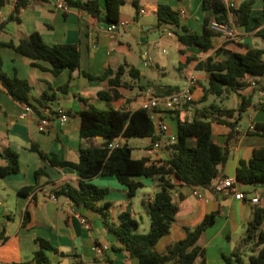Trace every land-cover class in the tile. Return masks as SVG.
Listing matches in <instances>:
<instances>
[{"label":"crops","instance_id":"crops-1","mask_svg":"<svg viewBox=\"0 0 264 264\" xmlns=\"http://www.w3.org/2000/svg\"><path fill=\"white\" fill-rule=\"evenodd\" d=\"M57 1L30 0L28 6L21 10L19 21H10L0 30V72L8 77L26 80L32 88L30 101L34 105H38L37 101L42 100V96L54 94V100L47 102L45 107L51 110L62 108L69 115V121L64 127L55 120L48 131L42 132L38 126V116L21 118L23 104L13 100L0 81V149L10 148L17 152L20 167L17 174L0 178V264H36L38 239H44L53 248V251H45L50 264H76V257L81 258L83 264H139L138 260L122 250L116 238L105 230L98 214L83 207H76L63 193L55 195V191L67 184L78 188L80 179L76 171L53 165L49 158L76 163L81 147L102 142L99 138L91 141L80 138L78 112L88 108V104L100 109L106 108L105 103L98 98V93L107 88L108 81H90L81 71L99 76L107 69L117 70L124 64L134 66L140 71L141 79L133 89L118 88L122 98L112 103L115 108L138 109L140 93L148 86L153 87L158 95H168L170 93L167 92L174 87L177 91H182L180 85L168 83L166 79L171 66H174L182 79L184 77L183 90L188 87L190 79L194 78L196 81L191 87V92L196 91L200 88L198 79L202 77V74L193 75L195 71H199L196 66L199 62L213 57L217 49L224 47L240 53L248 48L264 50V0L255 1L249 23L244 27H237L234 18L230 20L232 16L229 13L227 21L232 22L237 37L227 41L215 36L212 39L213 47L207 52L185 46L178 39L182 27H185L188 33L203 32L205 0H124L120 7L117 29L112 32L107 30L108 25L104 21L85 12L71 8L67 12L57 9ZM222 1L226 8L227 3H232L235 8L244 0ZM159 5H168L178 13L179 28L157 26L156 12ZM101 6L103 15L105 0H101ZM32 33H39L48 45H76L80 52V70L65 69L60 75L54 76L49 71L48 63L38 62L40 67H35L29 59L12 48L1 45L10 40L17 42ZM258 39H261V42ZM168 46L176 52L171 60L163 55ZM152 49H159L162 56L159 59L153 57ZM124 80L129 81V78L124 77ZM135 89L137 92L133 94ZM242 94L252 96V103L256 105V91L252 87ZM231 98L235 101L232 107H228L225 101ZM240 101V95L233 92L218 98V104L229 109L238 108ZM196 109L189 106L175 111H178L180 120H192ZM172 112L174 111H166L161 115L168 126V133L162 135L163 140L158 143L160 147H146L152 154L142 157H148L152 161L168 158H162L160 154L163 151L168 155L166 137L176 136L177 133V127L174 131L170 125V121H175L177 126V119ZM262 121L264 109H249L242 115L236 127L238 135L231 140L228 138L229 127L213 123V139L221 147L228 148L229 159L221 169V177L213 181L209 188L199 189L205 199H197L193 195V189L185 185L173 191V200L178 204L179 212L170 234L159 241V252H165L167 248L183 239L184 227L192 229L206 215L219 212L215 224L201 235L197 243L205 249L206 264H227L224 256L231 255L235 250H239L246 261L254 254V243L242 244V240L248 224L254 218V208L264 207V188L237 185L246 195L244 200H237L222 192H216L214 186L225 178L235 181L239 162H248L255 148L264 147V138L247 134L248 129ZM190 143L193 145L194 141L191 140ZM34 146L47 155L48 159L34 152L31 149ZM3 164L4 161L0 160V165ZM136 180L146 186L143 178ZM149 180L153 191L145 198L152 199L158 188L155 180ZM90 183L109 189L105 201L112 203L113 221H118L119 214L124 211L132 213L136 218L135 207L138 203L141 205L145 198H139L138 202L134 203L133 198L128 197L127 187L121 185L114 176L99 175L90 180ZM26 188V195L19 193ZM52 196L56 198L53 199ZM254 196L260 197V203L257 205L250 203V198ZM262 229L264 230V225ZM102 244L108 245L109 249L105 251L104 257L99 259L95 248ZM200 261L201 258L197 260Z\"/></svg>","mask_w":264,"mask_h":264},{"label":"trees","instance_id":"trees-1","mask_svg":"<svg viewBox=\"0 0 264 264\" xmlns=\"http://www.w3.org/2000/svg\"><path fill=\"white\" fill-rule=\"evenodd\" d=\"M29 1L18 0L12 14L6 20L0 17V30L10 21H19L20 12L28 6ZM255 1L244 0L238 7L227 9L222 0H205L203 32L188 33L186 28L182 27V33L178 34L179 41L185 46L207 52L213 47V37L218 36L211 26L219 21V17L222 16L223 21L227 22L230 13L235 25L244 27L249 23ZM64 2L69 8L85 12L107 25L119 23L120 7L124 4V0H105V12L102 15L101 0H64ZM4 3L5 0H0V9ZM156 18L159 28L180 27L178 13L168 5H159ZM1 45L12 48L29 59L35 67L39 66L38 62L48 63L49 71L54 76L60 75L65 69L76 71L81 68L80 52L76 45H48L39 33H32L17 42L10 40ZM196 69L207 74L208 87L203 88L204 101L209 95L218 99L224 97L226 93L233 92L240 95V105L236 109H229L214 101L196 109V115L192 120H180L178 111L172 110L173 116L177 119V140L174 144L166 141L167 159L152 161L148 157L139 159L133 157V148L129 145L130 138H149L150 147L163 139L162 135L155 133L154 124L147 111L140 108L135 110L115 108L112 105L114 101L122 98L118 88L133 89L141 79L140 71L128 64L121 65L117 70L107 69L99 76L81 71V74L90 81H108L107 88L98 93V98L105 103L106 108H97L85 100L88 108L78 112L80 138L88 141L99 138L102 142L81 147L79 160L76 163L49 158L53 165L76 171L80 179L78 188L67 184L55 191V195L63 193L76 207H83L98 214L105 230L112 234L121 249L131 258H136L139 264H206L205 249L199 247L197 243L201 235L215 224L219 212L206 215L192 229L184 227V238L167 248L165 252H159L157 245L162 238L170 234L179 212V206L173 200V191L184 185L193 190L209 188L213 181L221 177V169L230 154L226 146L221 147L214 141L213 123L229 127L228 138L234 139L238 135L236 127L242 115L249 109L258 107L253 105L252 96L243 95L242 92L251 87L253 80L264 76V50L248 48L240 53L222 47L216 50L213 57L199 62ZM124 77H128L129 81H125ZM0 81L13 100L34 108L38 116H40V108H44L47 102L54 100V94L44 95L42 100L37 101L38 105H34L30 101L32 88L26 80L8 77L0 72ZM172 91H177V88H171L167 93ZM194 103L192 101L182 107L186 108ZM261 108L264 109V106ZM247 134L264 138V121L254 124L253 129L247 130ZM120 136L125 141L124 145L109 150L107 145ZM191 140L194 141L193 145L190 143ZM31 149L40 157L48 159V156L37 147ZM0 160L5 163L0 165V178L20 171L19 155L12 149H0ZM99 175L114 176L121 185L127 187L129 198H133L137 190L144 187L136 178H150L157 182L158 190L153 198H145L141 202L142 208L150 218L148 233L137 232L139 223L130 212H121L118 221H113L112 203L105 201L109 189L90 183V180ZM235 183L245 186L260 184L264 188V147L255 148L248 162H239ZM27 192L28 188L22 189L19 193L26 195ZM253 217L248 224L242 244L254 243L256 247L254 254L246 261L240 251L235 250L231 255L224 256L227 264H264V230L262 229L264 207H255ZM37 244L39 250L35 253L36 264H50L45 251H53L52 246L44 239H38ZM199 258L201 261L197 262ZM76 264H83L81 258L76 257Z\"/></svg>","mask_w":264,"mask_h":264},{"label":"built area","instance_id":"built-area-1","mask_svg":"<svg viewBox=\"0 0 264 264\" xmlns=\"http://www.w3.org/2000/svg\"><path fill=\"white\" fill-rule=\"evenodd\" d=\"M18 0H5L4 5L0 9V17L2 20H6L9 14L14 10L15 5ZM227 8H234L232 3H227ZM57 9L67 12L70 8L65 4L64 0H58L56 3ZM264 10V7H263ZM232 16V15H231ZM233 16L230 17V20ZM232 22L227 21H217L212 26L211 29L224 40L231 41L237 37L234 27L231 25ZM117 29V24L108 25L107 30L112 32ZM171 35V33H167ZM195 79L191 78L189 85L185 90L172 92L168 95H158L155 89L151 86L144 88L140 93V105L139 108L148 112L150 119L152 120L155 128V133L158 135H166L168 133V126L162 120L161 115L163 112L171 110H179L186 103L193 101V96L191 92V87L195 85ZM251 87L256 91V105L258 107L264 106V76L258 77L252 81ZM31 116H38L35 109L29 105L23 104V111L21 112V118L27 119ZM39 118V129L40 131H48L52 123L57 120L61 127H64L69 121V115L62 109L51 110L49 108H40ZM253 129V126L250 128ZM167 142L169 144H174L177 140L176 136H167ZM125 141L122 136L116 138L107 145L109 150L120 148L124 145ZM159 144L156 143L154 148H159ZM216 192H222L225 195L232 196L237 200H244L246 195L241 192L237 184L233 179L225 178L220 180L214 186ZM193 195L199 199H205V196L200 192L199 189L193 190ZM55 199V196H52ZM251 205H257L260 203V197L254 196L250 198ZM88 225L86 222H84ZM109 249L108 245L102 244L95 248V253L97 258L101 259L104 257L105 251Z\"/></svg>","mask_w":264,"mask_h":264},{"label":"rangeland","instance_id":"rangeland-1","mask_svg":"<svg viewBox=\"0 0 264 264\" xmlns=\"http://www.w3.org/2000/svg\"><path fill=\"white\" fill-rule=\"evenodd\" d=\"M259 42H261V39H258ZM167 52L165 54H163L165 56V58L169 57L170 60L173 59L174 55L176 54L175 50L172 49V47L168 46L166 48ZM152 56L159 59L162 55H160V50L159 49H152ZM199 74H202V77L200 79H198V85H199V89H197L196 91L192 92V95L194 96V104L191 105V107H196L201 108L203 105L205 104H209L211 102H217L218 103V99L215 96H209L207 98L206 101L203 100V88L204 87H208V83H207V78H206V74L200 71H195L193 73V75L197 76ZM168 83H172L175 85H180L181 90H183L184 86H183V82L185 81L184 77L183 79L180 77V74L177 70L174 69V66H171V69L169 71V76L166 77ZM133 94L137 92V89L132 91ZM234 98H231L229 101H225V105L228 107H232L234 104ZM170 125L173 127V130L175 131L176 129V122L174 121H170ZM168 138V137H166ZM167 140V139H166ZM151 144V140L149 138H145V137H141V138H130L129 139V145L133 148V156L136 158H141L143 155H147V154H152L150 151H148V149L146 147L150 146ZM161 157L162 158H167L168 155L166 153H164L163 151L161 152ZM153 157L155 155H152ZM145 181V187L139 188L136 192V195L133 197L132 200H134V203L138 202V199H143L145 197H147V195L149 193H151L153 191V189L150 187L151 182H150V178H143ZM251 191V190H250ZM142 202V201H141ZM137 210V214H136V219L139 223V228L137 230L138 233L140 234H146L149 232L150 229V218L147 215V213H145L144 209L142 208V205H140V203H138V205H136L135 207Z\"/></svg>","mask_w":264,"mask_h":264},{"label":"water","instance_id":"water-1","mask_svg":"<svg viewBox=\"0 0 264 264\" xmlns=\"http://www.w3.org/2000/svg\"><path fill=\"white\" fill-rule=\"evenodd\" d=\"M223 20H224V18H223L222 16H220V17H219V21H223ZM257 187L259 188V187H261V185L258 184Z\"/></svg>","mask_w":264,"mask_h":264}]
</instances>
